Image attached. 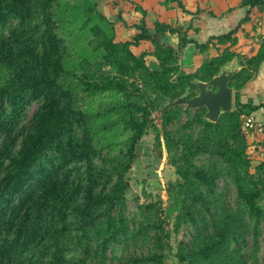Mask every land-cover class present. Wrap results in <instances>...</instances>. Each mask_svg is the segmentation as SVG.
Listing matches in <instances>:
<instances>
[{
	"label": "trees",
	"instance_id": "trees-1",
	"mask_svg": "<svg viewBox=\"0 0 264 264\" xmlns=\"http://www.w3.org/2000/svg\"><path fill=\"white\" fill-rule=\"evenodd\" d=\"M99 1L0 0V264H262L264 161L253 172L244 130L262 106L242 103L241 90L264 64V36L253 57L232 48L264 0H241L237 27L204 43L190 37L193 23L151 31L144 19L118 43ZM173 4L194 16L163 0ZM167 32L179 53L161 44ZM143 42L153 51L135 55ZM189 46L219 54L188 74ZM233 62L234 107L218 123L205 109L164 112ZM150 131L179 181L162 178L158 200L132 210L127 177Z\"/></svg>",
	"mask_w": 264,
	"mask_h": 264
},
{
	"label": "crops",
	"instance_id": "crops-1",
	"mask_svg": "<svg viewBox=\"0 0 264 264\" xmlns=\"http://www.w3.org/2000/svg\"><path fill=\"white\" fill-rule=\"evenodd\" d=\"M187 11L194 16H187L176 4L167 9L163 5V0H100L99 10L111 22L115 23L116 41L118 43L131 41L139 31L134 25L146 22L147 28L154 30L156 22L171 25L175 28L187 30L193 23V29H199V33L190 30V37L200 43L207 42L210 37L227 34L234 30L244 17V9H241V0H182ZM142 11L146 13L144 16ZM264 36V14L256 13L252 16V21L246 24L238 34V43L232 51L239 55L250 58L257 54L260 48V40ZM143 42L139 47H132V52L139 56L143 52H152L153 48ZM224 49V47H222ZM141 50L140 52H137ZM218 52L212 49L208 55H198L194 46H189L180 53V65L184 72L194 73L203 63L205 57L214 58ZM151 59L152 65H157L154 57ZM241 101L244 104L251 103L253 106H262L254 114V117L264 122V64L254 79L245 85L241 90ZM235 102V91H234ZM233 102V107H234ZM248 153L252 158V163L257 165L264 161L261 147L264 143V135H259L255 131L248 132ZM137 158L138 149L136 151ZM135 160V161H136Z\"/></svg>",
	"mask_w": 264,
	"mask_h": 264
},
{
	"label": "rangeland",
	"instance_id": "rangeland-1",
	"mask_svg": "<svg viewBox=\"0 0 264 264\" xmlns=\"http://www.w3.org/2000/svg\"><path fill=\"white\" fill-rule=\"evenodd\" d=\"M148 44L154 49L151 43ZM140 51L141 50H138L137 52ZM147 63L152 66L150 58H147ZM154 66L156 65L153 64V67ZM37 108V105H33L29 115L32 116ZM155 136V133L150 131L143 137L137 147L139 158L134 162L127 177L131 185V190L128 195V205L132 210L136 208L135 199H139L140 204L149 201L147 195L153 196V200H158L163 192L162 178L166 183L176 184L179 181L175 168L164 162V160L159 159V150L156 149ZM258 165L256 163L253 164V172H255ZM230 194V199L234 200L236 197L234 191H231ZM261 261L262 264H264V246L261 253ZM167 264H177V261L175 258H171Z\"/></svg>",
	"mask_w": 264,
	"mask_h": 264
},
{
	"label": "water",
	"instance_id": "water-1",
	"mask_svg": "<svg viewBox=\"0 0 264 264\" xmlns=\"http://www.w3.org/2000/svg\"><path fill=\"white\" fill-rule=\"evenodd\" d=\"M162 45L180 51L181 39L178 34L167 32L160 38ZM236 62L224 68L220 75L209 82H198L197 95L191 99L188 96L181 97L176 101H170L164 108V112L177 106H186L187 110H206L205 118L211 123H218L220 117L233 109L234 91L229 86L233 77L239 72Z\"/></svg>",
	"mask_w": 264,
	"mask_h": 264
},
{
	"label": "built area",
	"instance_id": "built-area-1",
	"mask_svg": "<svg viewBox=\"0 0 264 264\" xmlns=\"http://www.w3.org/2000/svg\"><path fill=\"white\" fill-rule=\"evenodd\" d=\"M245 132L255 131L259 135H264V122L258 121L254 117H249L244 123ZM262 156L264 157V145L261 147Z\"/></svg>",
	"mask_w": 264,
	"mask_h": 264
}]
</instances>
